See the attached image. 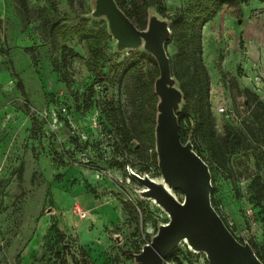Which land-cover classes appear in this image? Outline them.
<instances>
[{
	"label": "rangeland",
	"instance_id": "374dc122",
	"mask_svg": "<svg viewBox=\"0 0 264 264\" xmlns=\"http://www.w3.org/2000/svg\"><path fill=\"white\" fill-rule=\"evenodd\" d=\"M200 1L123 0L140 29L150 8L171 20L167 50L172 72H179L173 75L188 92L183 108L195 123L209 112L214 117L221 165L209 131L195 144L210 164L215 208L264 256V198L258 199L256 186L264 187V0L224 5L202 26L208 83L202 74L197 82L195 57L186 46ZM89 13L90 0H0V264H135L129 253L140 252L168 220L139 196L142 186L129 174L131 167L140 175H161L144 146L139 114L147 98L139 72L151 79L155 67L144 51L115 53L111 38L107 77L95 75L74 33L77 26L106 24ZM52 23H58L53 30ZM65 45L79 55L67 67ZM92 88V107L79 110ZM128 202L135 210L126 208ZM81 204L96 208L87 217L84 211L76 215ZM249 207L258 223L255 238L245 233ZM192 261L208 264L204 255Z\"/></svg>",
	"mask_w": 264,
	"mask_h": 264
},
{
	"label": "water",
	"instance_id": "95a60500",
	"mask_svg": "<svg viewBox=\"0 0 264 264\" xmlns=\"http://www.w3.org/2000/svg\"><path fill=\"white\" fill-rule=\"evenodd\" d=\"M88 18L105 21L114 41V52L144 51L157 62L154 82L158 97L155 118V151L160 177L140 175L129 167L130 177L142 186L138 192L167 215L141 251L133 254L135 264H165L185 244L204 255L209 264H264L249 241H239L212 202L210 166L195 151L191 140L180 138L178 113L185 95L172 72L167 44L172 37L171 20L154 8L148 10L147 25L138 28L116 0H90ZM181 192L180 199L177 193ZM120 241V236H115Z\"/></svg>",
	"mask_w": 264,
	"mask_h": 264
},
{
	"label": "trees",
	"instance_id": "16d2710c",
	"mask_svg": "<svg viewBox=\"0 0 264 264\" xmlns=\"http://www.w3.org/2000/svg\"><path fill=\"white\" fill-rule=\"evenodd\" d=\"M119 4V6L124 10V12L128 15V17L131 18V15L129 14V11L126 9L123 0H116ZM245 0H202L200 1L198 5V16L195 17L191 24L194 27V32L192 35L187 39L186 46L188 48V53H192L194 58V65H195V72L194 76L198 79V83H201V74L204 76V79L207 81V83L210 80L209 73L206 69L205 63L203 61L202 52H203V45H202V34H201V28L206 23L211 21L215 15L219 12V10L224 5H236L238 3H241ZM160 12L162 10L160 9ZM133 21V20H132ZM134 22V21H133ZM58 23H52L51 29L53 30ZM135 24V22H134ZM196 30L198 31L196 34ZM74 33L78 37L79 42H81L87 53H88V64L92 70V72L97 75L106 78L107 73L103 70V64L108 58L107 53V44L109 40L111 39V36L109 35L107 31L106 24L98 29L88 28L87 26H77L74 28ZM196 39L198 41H196ZM243 41H241L242 43ZM79 55L70 47L65 45L63 47L62 51V61L64 67H67L69 62L78 57ZM144 56H146L150 62L154 65L156 74L151 76V79H148L147 76L143 72H139L138 80L141 83L142 88H144V94L146 95L145 103L142 104V107L139 110L140 118L143 125V132H142V138L144 141V146L146 147L147 151L151 150L150 158L152 162L154 163L155 167L158 169V163H157V155L155 151V137H154V129H155V118H156V106L158 102V97L156 96L154 92V82L155 78L159 75V68L157 65L156 60L149 54L145 53ZM197 56V58H196ZM56 72L59 74H62V70L56 69ZM173 73L179 77V72L175 71L173 69ZM64 83L66 85H69V80L67 79V73L64 74ZM18 88L23 96L26 97V91L24 88L23 83L19 80L18 81ZM182 91L184 92L185 98L187 99L188 92L182 88ZM94 95L93 88L89 90L88 95H84L83 104L78 107L79 110H90L92 107V97ZM199 107L203 109V102L200 100ZM178 119H179V126H180V138L183 143H186L187 141L191 140L195 151L198 153L199 156H201L206 163L210 166L209 162H207L206 158L202 155L201 151L198 149V146L195 144V138L198 134H203L205 132L209 131V139L211 143V148L214 153V159L215 162H217L219 165H221L220 157L222 156L221 153V147L220 144L215 136V128H214V117L211 112L208 113L207 117L205 119H202L199 123H195L193 121L192 117H190L187 107H184L180 113H178ZM124 139L126 142H129L130 136L127 130L124 131ZM129 152H134L131 149H129ZM140 157L142 155L139 154ZM257 186V196L259 200H263L264 198V187L263 185L258 181L256 183ZM181 193V192H178ZM214 194H215V187L213 186L212 191V202L214 207H216L215 201H214ZM126 208L130 210H135L136 205H134L131 202L126 203ZM221 215V214H220ZM223 217V216H222ZM224 221L232 231V233L236 236L234 230L229 226L225 218L223 217ZM237 239L241 242L244 240L238 236H236ZM254 248L257 256L260 258V260L264 263V256L259 254L254 246V243L252 241H249ZM138 253V252H137ZM178 253H181L180 248L178 247L170 258L175 257ZM134 253H129V256L133 259ZM168 258V259H170ZM206 262L209 264V262L206 260Z\"/></svg>",
	"mask_w": 264,
	"mask_h": 264
},
{
	"label": "built area",
	"instance_id": "2783aa9c",
	"mask_svg": "<svg viewBox=\"0 0 264 264\" xmlns=\"http://www.w3.org/2000/svg\"><path fill=\"white\" fill-rule=\"evenodd\" d=\"M219 110L222 113L226 112V108L225 107H221ZM74 213L76 215H80V216L84 214V212L82 211V208L80 207V205H75ZM245 215H246V218H247V220L249 222V228L247 229V231L245 233L249 237L255 238L256 237L255 231L258 228V223H257V221L255 219V213H254L253 209L250 208V207L248 209H246ZM236 236H238V235L236 234ZM181 246L186 247L185 254L182 253V252L178 253L175 257L167 259L165 261V264H197L196 262H194L192 260L193 259L194 260L197 259V256H200V254L193 253L185 244H181ZM189 260L191 262H189Z\"/></svg>",
	"mask_w": 264,
	"mask_h": 264
},
{
	"label": "crops",
	"instance_id": "0c3cea01",
	"mask_svg": "<svg viewBox=\"0 0 264 264\" xmlns=\"http://www.w3.org/2000/svg\"><path fill=\"white\" fill-rule=\"evenodd\" d=\"M81 207H82V211H84L85 212V215L83 216V217H87V214L88 213H90L91 211H93V210H95V208H96V206H90V207H86V208H84V205L83 204H81ZM77 226H79L78 224H76Z\"/></svg>",
	"mask_w": 264,
	"mask_h": 264
}]
</instances>
